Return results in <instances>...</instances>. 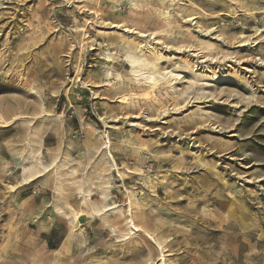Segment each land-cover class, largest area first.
<instances>
[{"label":"rangeland","instance_id":"obj_1","mask_svg":"<svg viewBox=\"0 0 264 264\" xmlns=\"http://www.w3.org/2000/svg\"><path fill=\"white\" fill-rule=\"evenodd\" d=\"M0 264H264V0H0Z\"/></svg>","mask_w":264,"mask_h":264},{"label":"bare ground","instance_id":"obj_2","mask_svg":"<svg viewBox=\"0 0 264 264\" xmlns=\"http://www.w3.org/2000/svg\"><path fill=\"white\" fill-rule=\"evenodd\" d=\"M161 16L163 17V20L165 21L166 25L170 26L172 22L169 16L164 13ZM128 44L130 45V43ZM151 46H148L149 49L147 51V54L149 56H147L146 53L142 52V44H138L135 48L132 47L130 48L131 52H134L127 56V59L131 67V73L133 75L132 77H134L132 79H134L137 85L146 86V88H144L140 93H134L130 96L136 98H140V97L149 98V96L154 91V89H156L159 85L170 83V81L167 80V76L169 77L173 75L172 72H163L158 67L157 62H159L161 58L158 53L154 52L155 50L151 48ZM137 50H139V53L141 54L140 56L135 54L136 53L135 51ZM188 66L190 67V64H188ZM67 207H68L67 210L69 209V212L73 216L74 221L80 223L81 219L85 216V213L83 211L75 210V208H73L71 205H68ZM92 212L98 213L99 210L93 208ZM129 226H130L128 229L129 232H132V229L136 228V226L132 221L129 222Z\"/></svg>","mask_w":264,"mask_h":264}]
</instances>
